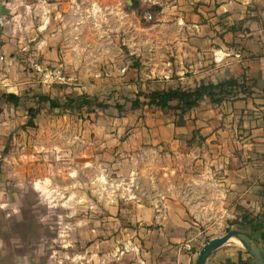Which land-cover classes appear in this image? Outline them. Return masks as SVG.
I'll use <instances>...</instances> for the list:
<instances>
[{"label": "rangeland", "instance_id": "rangeland-1", "mask_svg": "<svg viewBox=\"0 0 264 264\" xmlns=\"http://www.w3.org/2000/svg\"><path fill=\"white\" fill-rule=\"evenodd\" d=\"M94 3V12L81 17V42L69 34L68 49L81 56L67 61L80 65L77 75L63 82L64 75L56 70L47 77V90L36 85L38 94L26 100L33 111H19L26 115L24 122L2 125L0 106V264L139 261L145 226L135 208L141 203L161 205L168 198L188 202L189 222L204 244L221 232L239 229L233 224L240 221H228V227L221 221V186L216 184L221 174L201 137L179 154L146 146L126 155H105L99 142L105 134L126 138L135 128L130 123L158 110L183 124L188 110L183 114L177 102L166 109L149 104L144 96L139 107L133 108L132 102L139 91L163 85L195 87L191 79L178 81L176 56H184L191 36L201 35L188 28L191 14L207 23L218 18L216 12L201 7L202 0L193 9L188 0ZM214 29L202 35L221 38V29ZM33 78L41 82V77ZM73 82L82 90L73 92ZM42 96L62 106L52 107L50 101H40ZM82 99L91 104L79 107ZM88 139H96V145Z\"/></svg>", "mask_w": 264, "mask_h": 264}, {"label": "crops", "instance_id": "crops-1", "mask_svg": "<svg viewBox=\"0 0 264 264\" xmlns=\"http://www.w3.org/2000/svg\"><path fill=\"white\" fill-rule=\"evenodd\" d=\"M188 1L193 9L192 5L199 0ZM94 2L0 0V13L8 21L0 57L2 125L24 122L26 115L20 116L19 111L30 112L26 100L38 94L36 85H42V91L47 90V77L56 70L64 75L63 82L77 75L80 65L67 61L79 60L81 56L67 45L71 42L70 35L79 38L73 41L81 42L83 37L77 34L81 30L80 20L94 12ZM202 2L201 7L209 12L214 10L218 18H209L206 23L197 14H191L188 28L201 35L210 32L211 27L221 29V38L191 36L184 56H176L175 75L178 81L191 79L194 86L205 81L237 79L246 90L236 87L220 103L200 102L187 111L183 124L158 110L152 115L148 113L145 120L130 123L135 128L126 138L119 133L105 134V139L99 142L106 150L105 155L115 152L126 155L146 146L167 148L179 154L191 150V142L201 137L207 145L205 152L215 159V171L221 174L216 184L221 186L222 223L228 227V221H240L233 225L249 233L264 251V0ZM184 60L185 65L179 66ZM130 69L137 76L140 74L139 68ZM35 75L41 77V82L33 78ZM161 89L164 85L157 90ZM72 90L78 92L82 88L73 82ZM11 93L20 97L18 104L7 100L6 95ZM0 132L3 133V127ZM77 140L80 146L81 135ZM88 142L94 146L97 140ZM187 204L179 198L165 199L161 205L137 204L135 212L145 226V244L139 261L127 264H196L204 243L197 239L194 230L197 227L189 222ZM206 264L257 263L231 239L215 250Z\"/></svg>", "mask_w": 264, "mask_h": 264}, {"label": "trees", "instance_id": "trees-1", "mask_svg": "<svg viewBox=\"0 0 264 264\" xmlns=\"http://www.w3.org/2000/svg\"><path fill=\"white\" fill-rule=\"evenodd\" d=\"M236 87H241L246 90L245 85L240 83L237 79H228L219 83H199L195 87H168L161 90H153L151 92L139 91L136 94V98L132 102V107L137 108L143 101L140 97L144 96L148 99V103L155 105L161 109H166L172 107V102H177V107H179L184 114L185 111L197 106L201 100L206 97L210 98L211 102L220 103L222 98L228 94H231L233 89ZM86 97V96H85ZM6 98L8 101L18 104L20 97L15 94H7ZM40 101H50L52 107H61L62 103L51 99L48 96L40 97ZM69 108H75L73 106V100L69 101ZM78 103V101H76ZM91 104L89 99H82L79 107L83 105ZM33 111V109H30ZM184 123V121L182 122Z\"/></svg>", "mask_w": 264, "mask_h": 264}, {"label": "water", "instance_id": "water-1", "mask_svg": "<svg viewBox=\"0 0 264 264\" xmlns=\"http://www.w3.org/2000/svg\"><path fill=\"white\" fill-rule=\"evenodd\" d=\"M234 238L240 240L244 249L257 264H264V251L249 233L241 229H230L224 235L212 238L206 242L199 251L196 264H206L209 256L215 250Z\"/></svg>", "mask_w": 264, "mask_h": 264}, {"label": "built area", "instance_id": "built-area-1", "mask_svg": "<svg viewBox=\"0 0 264 264\" xmlns=\"http://www.w3.org/2000/svg\"><path fill=\"white\" fill-rule=\"evenodd\" d=\"M7 16L5 14L0 13V57L2 55L4 36H5V28L7 25ZM1 118V112H0Z\"/></svg>", "mask_w": 264, "mask_h": 264}, {"label": "bare ground", "instance_id": "bare-ground-1", "mask_svg": "<svg viewBox=\"0 0 264 264\" xmlns=\"http://www.w3.org/2000/svg\"><path fill=\"white\" fill-rule=\"evenodd\" d=\"M235 243H237V244H239V245H241L242 246V243L240 242V240H238V239H236V238H234V239H232Z\"/></svg>", "mask_w": 264, "mask_h": 264}]
</instances>
